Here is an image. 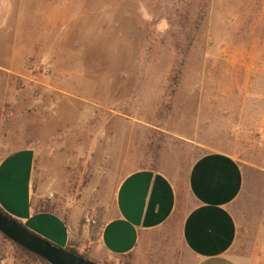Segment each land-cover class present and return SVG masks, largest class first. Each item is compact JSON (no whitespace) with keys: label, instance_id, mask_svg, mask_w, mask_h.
Segmentation results:
<instances>
[{"label":"rangeland","instance_id":"374dc122","mask_svg":"<svg viewBox=\"0 0 264 264\" xmlns=\"http://www.w3.org/2000/svg\"><path fill=\"white\" fill-rule=\"evenodd\" d=\"M11 5L0 30V160L34 152L36 197L72 226L99 228L130 173L161 172L181 190L195 160L226 153L245 173L235 255L264 264V0ZM178 254L161 253V264ZM19 255L0 235V264H42Z\"/></svg>","mask_w":264,"mask_h":264},{"label":"crops","instance_id":"0c3cea01","mask_svg":"<svg viewBox=\"0 0 264 264\" xmlns=\"http://www.w3.org/2000/svg\"><path fill=\"white\" fill-rule=\"evenodd\" d=\"M11 14V0H0V30L9 28ZM35 170L30 149L0 160V207L58 247L73 242L100 264L130 254L133 264H161V253L169 250L180 254L179 264H240L235 255L239 224L232 209L243 195L245 173L231 155L210 152L195 160L181 190L161 172L130 173L116 190L113 214L99 221V228L36 213Z\"/></svg>","mask_w":264,"mask_h":264},{"label":"water","instance_id":"95a60500","mask_svg":"<svg viewBox=\"0 0 264 264\" xmlns=\"http://www.w3.org/2000/svg\"><path fill=\"white\" fill-rule=\"evenodd\" d=\"M0 232L16 245L44 259L49 264H100L57 247L31 232L0 209Z\"/></svg>","mask_w":264,"mask_h":264},{"label":"trees","instance_id":"16d2710c","mask_svg":"<svg viewBox=\"0 0 264 264\" xmlns=\"http://www.w3.org/2000/svg\"><path fill=\"white\" fill-rule=\"evenodd\" d=\"M179 79H180V72H178L172 78L173 86H177V84L179 82ZM32 207H33V210L36 213H50V214H56V215L62 216L60 210L58 209V206L55 203H53L52 200L49 199V198H44V197L37 198L36 196H34L33 197V201H32ZM0 209L5 214H7L1 207H0ZM8 216L11 217L10 215H8ZM11 218L14 219L13 217H11ZM16 221H18V220H16ZM18 222L21 225H23L20 221H18ZM24 227L27 228L26 226H24ZM0 235L4 236L1 232H0ZM4 238L6 240H8L5 236H4ZM8 241H10V240H8ZM10 242H12V241H10ZM13 244L18 249V252L20 253V255H19L20 258H27L28 260L30 259L32 261L40 262L42 264H49L47 261H45L44 259H42V258L38 257L37 255L31 253L30 251H28V250L16 245L15 243H13ZM65 250L70 252V253H73V254H76V255H81V256H83V257H85L87 259H90L87 254L80 253V251L77 249L76 244L73 243V242H71L70 245L67 248H65ZM122 258L126 260V263H124V264H132V261H133V255L132 254L124 256ZM90 260H92V259H90ZM104 264H108V263H104Z\"/></svg>","mask_w":264,"mask_h":264},{"label":"built area","instance_id":"2783aa9c","mask_svg":"<svg viewBox=\"0 0 264 264\" xmlns=\"http://www.w3.org/2000/svg\"><path fill=\"white\" fill-rule=\"evenodd\" d=\"M87 222H88V223H91V224H95V221L92 220V219H88Z\"/></svg>","mask_w":264,"mask_h":264}]
</instances>
